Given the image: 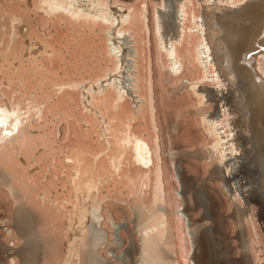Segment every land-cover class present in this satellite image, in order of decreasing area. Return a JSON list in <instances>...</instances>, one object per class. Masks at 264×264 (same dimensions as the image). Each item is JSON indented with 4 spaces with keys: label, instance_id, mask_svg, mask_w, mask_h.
<instances>
[{
    "label": "rangeland",
    "instance_id": "374dc122",
    "mask_svg": "<svg viewBox=\"0 0 264 264\" xmlns=\"http://www.w3.org/2000/svg\"><path fill=\"white\" fill-rule=\"evenodd\" d=\"M172 1L174 5L167 9L162 0H102L109 8L122 10L120 16L126 19L118 25L70 19L61 13L47 15L40 0H0V104L23 103L26 108L32 101L43 107L42 117L32 116L36 148L32 152L24 149L6 165L1 163L0 152V264H65L70 244L77 237L85 245L82 264H88L91 253L105 261L100 264H139L138 227L155 219H166L169 227L168 243L163 246L169 252V264H264L263 212L256 199L247 205L233 197L221 175L219 157H211L216 137L204 121L206 115H220L225 110L230 114L223 113L220 123L228 125L232 110L242 119L240 105L235 104L238 85L234 88L222 77L216 60L205 64L201 59L200 48L209 35L204 25V5L215 0ZM251 1L220 0V4L236 7ZM12 16L20 17V22L14 23ZM159 17L164 20V33H181L174 37L180 62L177 68L164 48ZM112 26L134 37L136 48L131 58L138 63L139 94L146 101L138 109L127 97L123 108L138 117L133 125L141 137H158V156L165 170L164 199L163 204L156 203L145 187L139 194V186L124 183L108 167L109 173L104 169L97 173L98 193L88 200L84 208L87 216L83 217L81 203L86 195L76 192L73 166L67 159L80 147L93 154L100 148L105 150L102 121L85 108L81 88L61 92L56 87L61 83L94 82L107 71H115L117 60L109 52ZM14 33L17 38L12 41ZM263 55L255 60L264 72ZM223 84L225 89L221 88ZM195 88L207 90L208 98L200 96ZM44 92L51 97L45 99ZM107 93L111 96L114 90L108 88ZM117 109H112L113 115ZM230 129H226L228 134ZM252 159L245 164L251 166ZM18 168L26 169L30 176L40 174L48 186L50 203L44 204L42 191H36L33 185L10 190L12 179L7 171L17 172ZM17 173L21 175V171ZM77 199L81 203H76ZM66 201L68 205H64ZM177 201L187 224L179 223ZM44 206L51 222L41 218L38 209ZM95 207L102 215L104 232L97 245L91 234ZM30 213L35 218H28ZM194 227L197 229L191 235ZM36 233L53 244L48 263L44 258L40 261L41 242L32 239Z\"/></svg>",
    "mask_w": 264,
    "mask_h": 264
},
{
    "label": "bare ground",
    "instance_id": "6f19581e",
    "mask_svg": "<svg viewBox=\"0 0 264 264\" xmlns=\"http://www.w3.org/2000/svg\"><path fill=\"white\" fill-rule=\"evenodd\" d=\"M162 1L163 6L165 5L167 9H171L174 5L172 0ZM40 5L47 15L61 13L75 20L85 18L92 22H109L121 25L122 21L124 22L126 19L125 15L120 16L122 10L111 9L102 0H40ZM204 16V25L207 26L209 35L206 37L205 44L200 48L201 59L205 64L216 60V65H218L222 77L229 81L231 86L238 85L236 93L238 103L235 104L240 105H238L239 112L241 111L242 116V119H239L240 115L232 110L230 120L228 119L230 124L228 123L227 126L225 123H220V120L223 119V113L227 112L226 110L220 115L211 113L204 117L205 123L209 125L210 131L216 137V142L211 148V152H209L211 157L215 155L219 157L222 165L220 167L221 175L226 179L227 187H231L233 197H238L247 205L252 199H256L263 212L261 214L264 215V72L255 60L256 57L264 54V0H252L246 5L244 3L236 7H226L220 4V0H215L209 6L204 5ZM4 19L2 18V21ZM11 20L14 23L20 22L21 18L12 16ZM113 28L109 32V52L117 60L115 73L107 71L106 75L97 78V81L94 82L61 83L56 87V90L61 92L64 90H83L85 108L96 114L102 121L103 133H101V137L105 142L102 145H106L107 148L105 147V150L100 148L101 151L98 154H93L80 147L76 150L74 156L67 159V163L73 166L72 177L76 192L83 191L86 195L82 203L79 199L76 201V203L82 205L83 217L87 216L84 208L86 204L88 205V200L92 195L98 193L97 173H101L99 172L101 169H104L105 172L107 170L108 173L109 170H112L113 174L119 175L123 182L129 184V186H139L141 190L139 194L142 193V187L150 189L152 200L156 203H162L164 199L163 174L165 170L158 156L160 149V144L157 141L158 137L156 136L152 140L149 137H146L147 139L141 137L138 132H135L133 125L138 117L131 115L127 109L123 108L127 97L132 100V103L138 109L146 101V98L139 94L138 82L141 77L137 69L138 63L131 58L135 55L136 47L132 43L134 37L131 39V34L128 31ZM163 29L164 20L159 17L158 30L162 34L164 48L172 57L173 63H175L174 66L177 68L180 63L177 49L174 46V37L177 33L174 36L172 32L169 36V34L163 32ZM16 38L14 33L11 40L14 41ZM219 72L217 73L219 74ZM223 87L225 85L221 86V88ZM108 88L114 90L111 96L107 93ZM195 91L203 98H208L207 90L195 88ZM43 96L45 99H49L51 93L44 92ZM26 105L27 107L24 108L23 103L11 104V106L0 104L2 165H6L10 158L19 156L24 149L32 152L36 148L32 134V116L42 117L43 107L32 101H29ZM114 108L118 109L113 115L112 109ZM228 127L231 128L230 134H228L229 130H226ZM107 156L110 159H108L109 165L106 164L108 161ZM251 158H253L254 163L250 164L251 166L246 165L245 160ZM18 169L17 172L21 171V175L14 170L9 169L7 171L12 179L9 186L10 190L15 191L17 187L21 189L22 185L26 188L33 185L36 191H42L40 195H42L44 204L50 203L48 186L43 184L40 174L30 176L26 169ZM181 196V194H178V197ZM68 203L66 201L64 205H68ZM99 207H95L92 211L95 221L92 224L91 234L94 236L95 245L104 236V232L101 230L102 215ZM38 210H40L41 218L45 215L49 219L48 221L51 222L47 206ZM29 215L32 216L30 213L27 214V217ZM177 217L180 224H187V216L179 203L177 204ZM32 218L35 217L32 216ZM190 223L189 226H191ZM167 227L166 219L164 221L155 219L145 225H139V233L141 234V246H139L141 248V261L139 264H169L168 251H164L163 248L164 244L168 243ZM196 229L194 227L190 234L192 235ZM35 235L36 238L32 236V239L41 242L38 244L42 247L40 261L43 258L47 261L48 255L50 257L52 253L53 244L47 243L45 237L43 239L37 233ZM32 242L37 243L36 241ZM193 245L194 243L191 244V249ZM84 252L85 245L82 243V238H75L70 244L65 264H82L81 256ZM36 254L37 252L34 255ZM90 255L88 264L105 263L99 256H94L92 253ZM37 260H39V256ZM34 262L38 263L36 260Z\"/></svg>",
    "mask_w": 264,
    "mask_h": 264
},
{
    "label": "crops",
    "instance_id": "0c3cea01",
    "mask_svg": "<svg viewBox=\"0 0 264 264\" xmlns=\"http://www.w3.org/2000/svg\"><path fill=\"white\" fill-rule=\"evenodd\" d=\"M41 214V213H40ZM44 214V213H43ZM45 218H47L45 215H43Z\"/></svg>",
    "mask_w": 264,
    "mask_h": 264
}]
</instances>
